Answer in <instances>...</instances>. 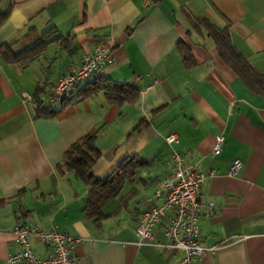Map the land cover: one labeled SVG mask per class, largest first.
<instances>
[{"label":"crops","instance_id":"obj_1","mask_svg":"<svg viewBox=\"0 0 264 264\" xmlns=\"http://www.w3.org/2000/svg\"><path fill=\"white\" fill-rule=\"evenodd\" d=\"M0 264L17 251L20 222L79 239L73 264H178L180 251L138 245V214L184 151L206 176L200 187V243L219 245L197 264H264V97L220 57L209 27L227 30L234 49L264 74V0H0ZM53 29L49 37L43 34ZM44 43L31 59L12 56ZM9 44V45H7ZM98 47L112 63L104 78L138 90L134 102L90 92L84 80L63 104L52 85ZM187 54L188 59H184ZM33 101L22 102V93ZM57 110L47 117V110ZM174 133L177 143L167 144ZM224 137L211 156L215 135ZM93 135L92 175L105 181L126 158L147 165L85 215L89 187L64 163L74 142ZM242 163L235 176L229 163ZM213 170L214 175L209 176ZM154 241L167 242L161 232ZM33 251L44 247L31 241Z\"/></svg>","mask_w":264,"mask_h":264},{"label":"built area","instance_id":"obj_2","mask_svg":"<svg viewBox=\"0 0 264 264\" xmlns=\"http://www.w3.org/2000/svg\"><path fill=\"white\" fill-rule=\"evenodd\" d=\"M112 63V56L106 47H98L83 56L78 65L70 66L52 85L47 101L59 104L68 97L84 80L103 77V72ZM22 102L32 101V95L24 92ZM167 144L177 143V136H165ZM224 137L215 135L210 152L218 155L222 150ZM185 152H173L172 167L155 195L157 203L150 205L137 216L135 232L138 245H157L168 252L182 253L178 264H197L205 253H213L219 245L203 246L200 243L198 221L201 215L200 187L205 179L197 163H187ZM242 163L239 159L230 161L225 174L237 175ZM211 170L209 176L214 175ZM161 232L167 238L163 244L154 241L155 234ZM17 251L8 255L9 264H73V248L79 239L56 228L42 230L32 223H17L12 230ZM31 241L44 247V255H37Z\"/></svg>","mask_w":264,"mask_h":264},{"label":"trees","instance_id":"obj_3","mask_svg":"<svg viewBox=\"0 0 264 264\" xmlns=\"http://www.w3.org/2000/svg\"><path fill=\"white\" fill-rule=\"evenodd\" d=\"M7 14L8 11L0 14V23L6 18ZM209 32L215 41L222 60L232 68L251 91L264 97V74L255 70L252 65L234 49L227 30L209 27ZM54 33L55 31L50 29L46 31L43 36L49 37ZM43 43V40H38L29 49H26L18 55L12 56V59L17 62H22L25 59L27 60L35 57L38 53L39 46ZM184 59H188L187 54H184ZM88 85L90 92L101 91L109 99L116 102H134L138 96V90L135 87L126 83L112 81L104 78V76L99 79L90 80ZM68 97L64 98L59 104H63ZM46 112L47 114L45 116L54 117L57 110L49 111L48 109ZM63 158L64 163L62 165L72 170L74 174L89 187L88 199L84 211L87 217L94 220H98L103 216L102 206L118 193L123 182L132 177L138 168L147 165L146 162L136 157H128L112 171L105 181L95 178L90 171L95 160L98 158V152L95 148V137L93 135L82 138L71 144L65 150ZM3 204L4 201L0 200V206Z\"/></svg>","mask_w":264,"mask_h":264}]
</instances>
